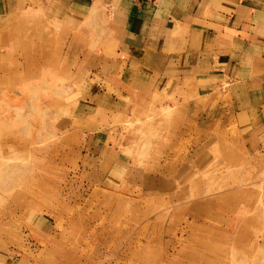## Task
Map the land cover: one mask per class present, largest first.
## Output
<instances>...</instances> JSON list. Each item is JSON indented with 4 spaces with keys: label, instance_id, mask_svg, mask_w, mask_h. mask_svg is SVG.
Segmentation results:
<instances>
[{
    "label": "rangeland",
    "instance_id": "rangeland-1",
    "mask_svg": "<svg viewBox=\"0 0 264 264\" xmlns=\"http://www.w3.org/2000/svg\"><path fill=\"white\" fill-rule=\"evenodd\" d=\"M70 3L2 9L0 264H264V135L231 167L193 114L212 73L145 81L110 5Z\"/></svg>",
    "mask_w": 264,
    "mask_h": 264
},
{
    "label": "crops",
    "instance_id": "crops-1",
    "mask_svg": "<svg viewBox=\"0 0 264 264\" xmlns=\"http://www.w3.org/2000/svg\"><path fill=\"white\" fill-rule=\"evenodd\" d=\"M70 2L66 5L76 13L73 8L112 7L107 8L113 15L111 41L145 68L147 75L139 74L145 81L154 82L149 77L153 71L162 75L177 69L179 78L186 69L204 74L202 78L211 75L204 71L212 73L208 83L215 90L200 95L204 107H195L193 114L199 125L206 118L204 128L217 134L220 147L229 149L231 167L233 153L247 150L248 137L264 135V38L254 22L264 0ZM2 9L7 10L6 0H0V19L5 15ZM225 80L229 86L220 87ZM184 123H178L177 131Z\"/></svg>",
    "mask_w": 264,
    "mask_h": 264
},
{
    "label": "built area",
    "instance_id": "built-area-1",
    "mask_svg": "<svg viewBox=\"0 0 264 264\" xmlns=\"http://www.w3.org/2000/svg\"><path fill=\"white\" fill-rule=\"evenodd\" d=\"M110 8H112V7L110 6Z\"/></svg>",
    "mask_w": 264,
    "mask_h": 264
}]
</instances>
